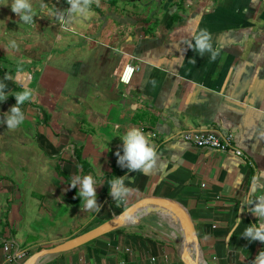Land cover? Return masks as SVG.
Segmentation results:
<instances>
[{"label":"crops","instance_id":"0c3cea01","mask_svg":"<svg viewBox=\"0 0 264 264\" xmlns=\"http://www.w3.org/2000/svg\"><path fill=\"white\" fill-rule=\"evenodd\" d=\"M41 23L59 32L56 23ZM68 27V51L50 54L44 65L37 63L34 77L25 71L18 80L33 86L38 75L34 88L44 107L34 120L46 127L35 129L36 138L44 158L56 164L50 176V164L37 160L29 180L39 190L32 195L30 187L26 199L42 200L40 215L61 217L72 229L50 240L49 231H42V239L29 242L31 230L21 224L18 202L0 237L35 254L85 234L140 200L166 198L190 214L200 264H252L264 249V243L242 236L258 222L248 211L257 201H244L264 194V0H89L87 15H75ZM204 28L220 50L215 60L189 47L193 33ZM64 38H56L57 44ZM129 64L139 71L124 86L120 77ZM50 116L51 128L45 123ZM131 127L142 129L157 153L146 174L125 171L127 161L123 167L117 163L116 152L123 155L119 135ZM187 130L232 135L244 157L195 148L179 138ZM88 174L98 181L99 212L84 210L83 201L70 202L74 187L66 183ZM115 177H123L131 190L125 201L109 194ZM30 201L22 203L24 216ZM143 218L38 264H183L179 246ZM236 218L241 222L233 230ZM6 253L0 243V264H9Z\"/></svg>","mask_w":264,"mask_h":264},{"label":"rangeland","instance_id":"374dc122","mask_svg":"<svg viewBox=\"0 0 264 264\" xmlns=\"http://www.w3.org/2000/svg\"><path fill=\"white\" fill-rule=\"evenodd\" d=\"M29 2L38 16L41 11V2L48 4L49 7L54 6L57 11H64L69 7L67 0H40L39 2L29 0ZM98 11H101V9L98 8ZM34 20L36 23L33 27L25 25L11 11L10 0H0V82L7 85L6 91L8 94V98L0 102V119H2L3 113L7 112L16 103L14 95L17 92L22 91L24 88L32 89L34 92L33 97L21 105L25 113V121L20 126L10 129L7 128L6 123L0 124V228H4L6 224L10 227L9 215L13 205L20 202L21 224L31 230L29 242L42 239V231H49L50 238L48 240H50L57 234L68 235L72 229H70L72 225L61 220V217L53 219L52 216L45 218V216L40 215L38 212V201L42 202V200L26 199L30 187L32 195H35L39 190L38 184L36 185L35 182L31 184L29 178L32 174L36 175L37 166L39 165L37 160L45 159L44 153L39 149L35 133V129L38 126L42 127L45 124H37L38 119L34 120V118H37L35 117L38 112L37 108L44 106L42 102L38 101L37 91L34 88L38 75L35 77L33 86L29 84L28 86L22 85L20 80H18V75L26 74L25 71H32L33 76V73L37 72L38 62L44 65L46 58L50 54L57 55L64 50L67 52L69 48L67 37L71 32L68 27L69 21L64 26H61L59 21H55V17H34ZM41 21L56 23L60 27L59 32L56 29H49ZM65 35L66 38L62 41L63 45H58L56 38H61ZM13 40L17 45L14 49L8 46L9 41ZM113 44L114 46L116 45V43ZM29 61H32V63ZM49 107L51 109L54 106L50 104ZM45 121L46 125L51 128V116L50 118H45ZM41 122H44V120H41ZM45 161L50 164L51 174L49 175L52 176L55 172V160L52 162L45 159ZM54 182L55 179H53L52 183ZM26 200H31L29 204L30 210L27 213L28 215L24 216V212L21 209L23 208L22 203L24 204ZM145 216L143 218L144 222L150 220L148 223L156 226L158 230L162 231V236L172 239L181 249L180 242L183 235H181L182 232L180 226H177L178 224L166 217L162 212H152ZM13 223L15 224V221Z\"/></svg>","mask_w":264,"mask_h":264},{"label":"clouds","instance_id":"9594fccd","mask_svg":"<svg viewBox=\"0 0 264 264\" xmlns=\"http://www.w3.org/2000/svg\"><path fill=\"white\" fill-rule=\"evenodd\" d=\"M69 7L64 11H57L54 6L49 7L48 4L41 2L40 15L33 9L29 0H10V8L13 13L17 15L19 20L29 27H33L36 23L34 17H50L56 18L61 26H64L75 15H87L89 10V0H67ZM194 44L189 42V47L194 48L198 55L203 56L207 51L210 58L215 60L220 54L219 48L213 47L212 34L206 29H200L199 32L193 33ZM10 48H16V42L9 41ZM7 85L0 82V102L8 98ZM34 95L32 89L24 88L22 91L17 92L14 97L16 103L9 108L7 112L3 113L0 124L6 123L7 128L15 129L25 121V113L21 105L25 101L30 100ZM123 141V155L120 151L116 152L118 157L117 163L122 167L125 166L124 162L127 161L129 171L140 170L141 173H148L155 165L156 150L151 144L148 136L144 131L138 127L128 128L123 134L119 135ZM257 177H253V190L257 187ZM98 181L91 174L84 175L83 177L75 176L69 184L70 187H77L79 185L78 197L83 201L84 210H92L99 212L100 205L97 203L96 185ZM264 187V185H261ZM130 188L125 185L123 177H115L110 181L109 194L117 201H125L130 193ZM253 207L248 209L252 214L258 218L257 223L249 224L244 230V237L250 241H260L264 243V222H259L260 218H264V194H259L255 198L246 199L244 205L253 204ZM241 220L236 218L233 230L239 227ZM252 264H264V249L257 254Z\"/></svg>","mask_w":264,"mask_h":264},{"label":"water","instance_id":"95a60500","mask_svg":"<svg viewBox=\"0 0 264 264\" xmlns=\"http://www.w3.org/2000/svg\"><path fill=\"white\" fill-rule=\"evenodd\" d=\"M152 212L168 213L176 218L180 226L183 243L181 247V260L183 264H200L201 249L199 238L194 222L188 211L178 202L166 198H146L138 201L125 209L119 215L104 222L103 224L91 229L83 235L67 240L66 242L54 247L43 248L39 252L30 256L22 264H38L46 256L59 255L89 244L101 237H104L125 225L131 224L141 219L143 213Z\"/></svg>","mask_w":264,"mask_h":264},{"label":"built area","instance_id":"2783aa9c","mask_svg":"<svg viewBox=\"0 0 264 264\" xmlns=\"http://www.w3.org/2000/svg\"><path fill=\"white\" fill-rule=\"evenodd\" d=\"M136 71H139V66L133 64L127 65L120 77V83L124 86H129ZM179 138L198 149H209L220 153H233L238 157H244L241 150L234 148V138L232 135L224 136L216 131L187 130L182 132ZM0 243H3V247L7 252L6 261L9 264H22L27 258L33 255L30 254L29 250L19 248L13 240H5V238L0 237Z\"/></svg>","mask_w":264,"mask_h":264},{"label":"trees","instance_id":"16d2710c","mask_svg":"<svg viewBox=\"0 0 264 264\" xmlns=\"http://www.w3.org/2000/svg\"><path fill=\"white\" fill-rule=\"evenodd\" d=\"M35 82V81H34ZM37 82V81H36ZM83 163H80V165H82ZM125 171H127V170H129L128 168H126V169H124ZM120 174V173H119ZM118 174V175H119ZM121 174H122V172H121ZM77 187L75 188L74 187V193H73V195H72V197H71V199H70V202L72 203V204H74V205H80L81 203H82V201H80V199H78L79 197L77 196L78 195V193H77ZM127 209V208H126ZM125 210V208H123L122 209V212ZM91 229H93V228H90V230ZM90 230H88V231H90Z\"/></svg>","mask_w":264,"mask_h":264},{"label":"bare ground","instance_id":"6f19581e","mask_svg":"<svg viewBox=\"0 0 264 264\" xmlns=\"http://www.w3.org/2000/svg\"><path fill=\"white\" fill-rule=\"evenodd\" d=\"M147 211L145 213L142 214V216L146 215ZM163 213V212H162ZM164 215L170 219H172L176 224H178V221L176 220V218L172 217L171 215H169L168 213H164ZM179 227V225H177ZM174 234V233H173ZM176 235V234H175ZM182 235V234H181ZM182 238V237H181ZM181 246L183 243V240L180 242Z\"/></svg>","mask_w":264,"mask_h":264}]
</instances>
